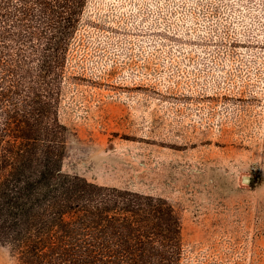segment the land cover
Wrapping results in <instances>:
<instances>
[{
  "label": "rangeland",
  "instance_id": "rangeland-1",
  "mask_svg": "<svg viewBox=\"0 0 264 264\" xmlns=\"http://www.w3.org/2000/svg\"><path fill=\"white\" fill-rule=\"evenodd\" d=\"M59 117L63 170L173 204L181 264H264V0H86Z\"/></svg>",
  "mask_w": 264,
  "mask_h": 264
},
{
  "label": "trees",
  "instance_id": "trees-1",
  "mask_svg": "<svg viewBox=\"0 0 264 264\" xmlns=\"http://www.w3.org/2000/svg\"><path fill=\"white\" fill-rule=\"evenodd\" d=\"M86 0H0V245L15 264H181L160 195L63 170L59 107Z\"/></svg>",
  "mask_w": 264,
  "mask_h": 264
}]
</instances>
